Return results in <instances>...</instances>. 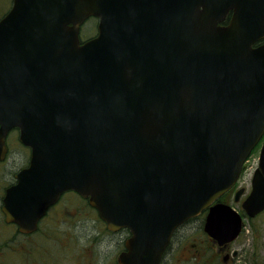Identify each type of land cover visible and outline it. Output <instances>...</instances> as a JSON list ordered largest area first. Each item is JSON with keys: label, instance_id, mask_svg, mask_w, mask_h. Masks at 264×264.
<instances>
[{"label": "water", "instance_id": "water-1", "mask_svg": "<svg viewBox=\"0 0 264 264\" xmlns=\"http://www.w3.org/2000/svg\"><path fill=\"white\" fill-rule=\"evenodd\" d=\"M90 15L99 34L81 44ZM261 39L264 0H13L0 19V157L14 125L33 152L9 218L28 230L74 189L109 228L130 229L120 264H161L177 226L208 206L205 230L235 239L241 214L212 203L264 134ZM242 206L264 210V142Z\"/></svg>", "mask_w": 264, "mask_h": 264}, {"label": "rangeland", "instance_id": "rangeland-1", "mask_svg": "<svg viewBox=\"0 0 264 264\" xmlns=\"http://www.w3.org/2000/svg\"><path fill=\"white\" fill-rule=\"evenodd\" d=\"M10 6V0H0V13ZM94 27L92 23L85 26L84 35L93 31ZM94 33L95 31L92 34ZM259 151L258 147L249 156L238 181L239 187L245 186L247 192L251 188L252 177L258 166ZM234 194V192L228 194L225 199L240 210L244 197L235 202ZM62 201L59 209L53 211V216L49 220L52 230L49 235L47 234L48 236H44L41 244L34 238L32 251L18 248L2 252L3 261L0 264H30V259L33 260L31 264H117L116 258L122 250L124 234H106L102 222L96 221L94 215L85 212L83 205H77L71 194L65 196ZM64 202L67 207H80L79 211L83 212L79 219H74L70 214L71 211L65 209ZM202 227L200 219L183 225L175 235V240L166 255L165 264H197L194 259L206 254L207 248L212 249L210 245H214L207 238ZM227 251L234 257L230 264H264V212L253 219L245 217V231L231 243ZM224 254L225 252L222 255ZM219 259L223 258H212L207 260L206 264H213L212 261L215 262L214 264H221Z\"/></svg>", "mask_w": 264, "mask_h": 264}, {"label": "flooded vegetation", "instance_id": "flooded-vegetation-1", "mask_svg": "<svg viewBox=\"0 0 264 264\" xmlns=\"http://www.w3.org/2000/svg\"><path fill=\"white\" fill-rule=\"evenodd\" d=\"M30 156V147L24 145L19 139V129H12L6 137L5 157L0 161V263L3 261L2 252L11 251L14 249L17 250L18 248H21L25 251H32V241L34 238H36L38 243L41 244V240L44 238V236H48L49 232L52 230V228H50L51 222L49 220L53 216V211L59 209L61 203L63 202L62 200L65 197H61L57 203L47 209L46 213L37 221L34 231L22 232L18 223L7 220L4 210L6 191L10 186L17 182L16 175L21 169L29 164ZM69 193L71 194V198L75 200V203L80 205V201L77 198L78 196L74 192ZM71 203L74 202L71 201ZM64 205L66 206L65 202ZM82 208L90 207L83 205ZM65 209L67 211H71L70 214L74 216V219H79L80 214L83 212L79 211L80 207L76 208L75 206H66ZM85 212L93 211L90 208V210H85ZM108 233L111 235H123V233L120 231H110ZM38 236L40 240L38 239ZM229 245H216V249H218L220 252L226 253V264H230L232 259L230 252H226ZM29 261L30 264L33 262L32 259Z\"/></svg>", "mask_w": 264, "mask_h": 264}, {"label": "trees", "instance_id": "trees-1", "mask_svg": "<svg viewBox=\"0 0 264 264\" xmlns=\"http://www.w3.org/2000/svg\"><path fill=\"white\" fill-rule=\"evenodd\" d=\"M206 254H203L200 258L196 257L194 259L195 262H197V264H206L207 260H210L212 258H214L213 254L210 253L209 251L206 250ZM223 263V262H222ZM165 264V263H164ZM259 264V263H258Z\"/></svg>", "mask_w": 264, "mask_h": 264}]
</instances>
